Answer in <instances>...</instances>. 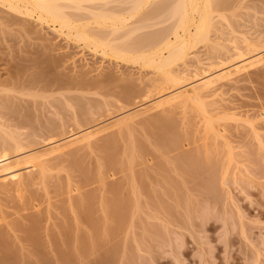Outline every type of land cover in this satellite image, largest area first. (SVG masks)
Masks as SVG:
<instances>
[{"label": "rangeland", "instance_id": "rangeland-1", "mask_svg": "<svg viewBox=\"0 0 264 264\" xmlns=\"http://www.w3.org/2000/svg\"><path fill=\"white\" fill-rule=\"evenodd\" d=\"M119 1L106 7H99L106 3L103 0L84 2V9L68 7L66 11L74 15L75 10V16L87 21L90 10L108 7L117 11L128 3ZM165 1L162 3L166 6L154 11L149 19L146 10L151 11L157 5L155 1L147 5L145 16L141 13L129 18V26L122 27L119 35L115 33L114 37L122 39L116 42H139L141 46L171 28L175 19L168 18L170 3ZM220 2L209 33L211 40L220 42L212 47L216 44L200 41L192 47L187 59L192 69L201 61L212 66L199 64L203 66L198 70L210 67L212 72H219L236 60L235 45L245 56L258 54L246 47L250 40L259 42V52L264 51V0ZM35 19L0 5V125L4 124L0 128L6 131L2 133L12 132L15 138H22L25 145L16 153L14 148L12 157L49 149L71 132L107 125L205 74L184 71L186 77L181 84L163 85L153 67L104 56L91 45L69 40L52 25ZM131 29H135L133 33ZM93 30L109 32L103 27ZM150 37L152 41H148ZM144 46L147 48V44ZM206 93L200 105L170 108L172 115L170 111L166 115L168 110L166 114L164 110L151 111L131 123L132 131L123 128V134L115 126L99 133L89 147H65L48 160L46 182L39 179L21 192L11 187V191L3 190L0 230L5 240L0 241V264H26L25 259L42 264L40 257L56 259V244L48 234L67 219L76 223L80 216L70 200L88 193L97 197L89 207H93L94 217L103 228L97 233L93 227H81L77 234L89 238V248L66 262L50 264H264V63ZM78 107L86 110L82 109V116ZM249 118L254 126L245 122ZM147 119L158 126L173 123L170 126L182 134L179 147L162 145L160 137L156 138L160 128L151 126L153 122L149 126ZM207 119L214 122L213 126L206 124ZM128 136L129 140L140 139L144 146L134 153L131 163L125 155L132 145H127L131 142H127ZM111 142L114 146L109 147ZM110 154L116 155L117 161L108 168L106 157ZM183 154H193L198 162L188 169L179 160ZM74 158L80 160V166L73 163ZM80 167L90 170L91 177L85 179L88 172L83 173ZM173 180L179 187L171 184ZM115 183L121 184L118 195L112 188ZM117 199H122L119 202L125 206L120 219L109 214ZM30 213L43 218L37 246L27 239L22 226ZM18 222L21 226L16 225ZM73 240L64 242L62 249L78 248ZM6 252L17 253L18 259Z\"/></svg>", "mask_w": 264, "mask_h": 264}, {"label": "bare ground", "instance_id": "bare-ground-1", "mask_svg": "<svg viewBox=\"0 0 264 264\" xmlns=\"http://www.w3.org/2000/svg\"><path fill=\"white\" fill-rule=\"evenodd\" d=\"M91 1H95V0H0V5H2L3 8L7 7L8 11L10 9L13 12H17V14L21 13V15L23 16L25 15L26 17L29 16L30 18L32 17V19L36 18L37 21L38 20L40 21V22L38 21L40 24L45 23L46 25L47 24L52 25L53 27L52 26L51 27L54 28L56 32L59 31L60 33H62L65 36V38L67 37L69 38V40L70 38H74V40L76 39L77 41L81 40L83 41V43L91 45L95 50H100L104 56L112 57L114 59L116 58V60L121 59V61L125 60V62H128V61L129 62L132 61V63L133 61L137 63L140 62L142 63L141 65H144L145 67L146 65L147 67L151 66V69L153 67V69H155L154 71L157 70L158 71L157 73H160L158 75L162 77V81H164L163 85H165V83L167 84L168 82L169 83L172 82V85L181 84L184 78L186 77V74L184 71H191V72L194 71V74L197 71H205V74L202 77L195 80L194 82L185 84L182 89H178V91H175L163 97L160 100L153 101L147 106L140 107L134 110L133 112H131L130 114L125 115L121 118H118L117 120H114L113 122L107 125L98 126V127L89 129L85 132H79V131L71 132L69 135L64 136L61 140L56 141V143L50 146L49 149H46L43 151H37L32 154H27V155L25 154L24 156L12 157L11 154L13 150H15L14 148H16L17 151L13 153L18 152L19 147L22 148L23 146L24 148L25 146L23 144L24 141L21 142L23 139L19 137L20 138L19 140L18 136L17 138H15L16 135L14 137V134L12 132L11 133L7 132V134L4 132L2 133V131H5V129L3 130V128H0L1 130L0 133H2L0 134V139L3 138V136L5 135L11 134L7 138H5L6 137L5 136L4 139H2L0 142V193L3 190L7 191L8 189H10V187L13 190L15 189L14 191L21 192L23 191L24 188H28L29 186L35 184V181L39 179L40 181L42 180L41 183L46 182L45 180L48 177L47 172L49 173V170H50V165L49 167L47 165L48 162L52 160L51 158L53 155L55 156L57 152L61 151L62 149H65V147L69 148V146L75 145L72 147H76L77 149V146H79V144L80 146L78 150H80V147L82 149L83 146L89 147L91 144H93L95 137L99 133L107 129L113 128L115 126H118V128H120L119 130L126 128L132 131L133 129L131 130L132 128L131 123L134 122L135 119H138V117L144 114H147L151 111L153 112L155 110H159V111L164 110L165 112L168 110L167 114L165 112V114L168 115L169 111H170L169 114H171V112L173 114L174 111H172L171 109H174V107H186L191 103L193 104L199 103L200 105V102L203 101L205 94H207L206 92L216 89L219 84L223 82L232 81L236 77L243 75L244 73H248V71H250L251 68H254L257 65L264 63V51L261 50L263 51L261 53V51L259 52L258 50V48L260 47V43L251 42V40L247 41L245 38L244 40L247 41L246 47L248 48V50L258 51L257 52L258 54L251 55V56H245L242 53V50L240 49V47L235 45L234 50L236 51V54H237V56L235 57L236 60H233L232 62H229L228 64H226V66L223 67L219 72H216V73L212 72V68L210 67L208 68L205 67L206 69H203V70L202 68H200L201 70H198L199 67L203 66L199 64H204L206 66V64H208L207 62L202 63L201 61H198L197 65L199 67L198 68L197 66L195 67L197 70L192 69L191 66H189V64L187 63V59L190 57L189 56L191 53L190 49H193L192 47L196 46L198 42L207 41V42H212V44L215 43L216 45L213 44L212 47H216L220 42L216 40L214 41L211 40L209 36V33L211 31V26H212L213 12L215 11L217 5L221 3L220 0H174V1L173 0L172 1L163 0V2L165 1L166 3H170L168 4V8L170 9V11L169 9H167V13L170 14L168 18L169 19L174 18L175 20L173 19L174 20L173 26L167 29L166 32L164 31L162 34L159 32L160 33L159 37L154 38V41H152L153 39L151 40V37H150L148 41H152V42L150 43L144 42L145 44L144 43L143 44L144 45L147 44V48L143 44L139 46L140 45L139 42H135V43L131 42V44L130 43L127 44V42H124V39H123L124 43L116 42V41H122V39H119L118 38L119 36H115L118 38L117 40V38H115L114 35H116L118 31H121L120 29H122V27L124 28L126 26H129L127 24L128 23L127 21L129 18L134 17V16L136 17V15H140L141 13H144V16H145L144 10L147 9L146 8L148 7L147 5H151L150 3L151 2L153 3L155 1L154 3L155 5L156 4L157 5L152 7L153 9H151V11L146 10L147 13L148 12L151 13V14L148 13V15H146V18L148 17L149 19L150 18L149 15H152V13H155L154 11L159 10L160 7L162 8L163 6L164 7L166 6L164 5L165 3H162V0H160L161 2H159V4L156 3L157 2L156 0H133L132 2H130L131 0L130 1L123 0L124 2H128L127 5L130 3L128 6L124 5L123 7L124 10L129 7L127 10H125V12H122L123 8L122 9L120 8V9H117V11H114L112 10L113 6L112 7L110 6L112 9H108L107 7L106 9L103 8V9H100L99 11L90 10L89 13L91 14V17H89L87 21H82L81 18L75 16V13L77 12V11L75 12V10L73 13L74 15H72L71 12L70 13L67 12L69 11L68 7H72V8L74 7L76 9H84L83 3L91 2ZM112 1L115 2L118 0H112ZM112 1L110 2L112 3ZM103 2H106V3L103 4L101 2L102 5L100 4L101 6L99 7H102V6L106 7V5L110 3L107 0H103ZM121 2L119 1L117 3L121 4ZM79 16L82 17L81 14H79ZM86 18H88V16ZM96 27L97 28L103 27L105 28V30L109 29V32L108 31L107 32L94 31L93 29ZM131 30L130 32L133 33L135 29H133L132 31ZM131 33H129V36L131 35ZM117 35H119V33ZM111 36H113V38H111ZM258 41H261V40H258ZM208 65L212 66V64H208ZM180 66H182L181 67L182 69L180 68ZM184 68L185 70H183ZM196 75H199V74L197 73ZM4 100L2 104L5 103ZM75 104L77 105L78 101ZM79 105L83 106L80 103ZM79 108L80 107H78V110H82V109L85 110L84 107L81 109ZM84 110H82L79 113L80 116H82L83 114L82 112ZM78 116L79 115L77 114L76 117L78 118ZM235 118H236V115H235ZM86 120H84V122ZM207 120L209 121L210 119H207ZM207 120H206V124L213 126L214 122H211V121L208 122ZM251 120L249 118V120L247 121L245 120V122L251 123L252 126H254L255 122ZM145 121L146 122L150 121L149 126L151 125L150 123L152 122L154 123V125H151V126L157 125L155 124L154 121H151V119L149 120L147 119ZM163 124H167V123L162 122V126H158V125L156 126L158 129L160 128L161 131L160 130L159 131L161 132V134L159 131H157L158 129H155V127L153 128L158 132L156 135V138L159 140V137H160V141H161L160 143L162 145H166L168 147L173 146V149H174V146L176 148L179 147L180 140H181L180 137L182 135V134H179V131H178L179 129L175 130V128H172V126L170 125H172L173 123L172 124L168 123L169 125L168 124L163 125ZM3 125H0V127H2ZM213 128L214 127H212L211 129ZM126 131L127 133L129 132L128 130H125V134H126ZM120 132L124 134L123 130H121ZM131 133H132L131 135L134 136L133 132ZM9 137H10V140H8ZM130 137L128 136L127 142H130V141L131 142L134 141V142L127 143V145H131V144L132 145L130 147L128 146L129 150L126 145V149L129 152H127L128 154L126 153L125 155L129 156L128 158L131 160L129 161L127 156L124 157L125 160L129 161V163H131V161L133 162L132 160L133 155L137 153L138 149L140 151L144 149V146L142 145L143 143H141L143 141H140V139L138 140L137 138L138 142L140 141L139 142L140 145H139L136 140H133V138L135 137L129 140ZM160 143L158 142V145H161ZM110 146H114V143L111 142L109 147ZM166 146L164 147L166 148ZM169 149H172V148H169ZM106 159L108 163L107 164L108 168H111L113 165L116 164V161H117L116 155L110 154L106 157ZM207 159H208V163L209 162L211 163V160H209L210 158H207ZM179 160L185 162L188 169L194 166V163L196 164V162H198L193 154H186V155L183 154L182 156L179 157ZM74 161L76 162L75 158L73 159V163L76 164L80 160L77 159L76 163ZM176 161H177L176 163L179 162L178 160ZM76 165L80 166L81 164L79 162ZM101 167L99 169L102 170L104 166L102 168ZM80 168L82 169L83 173H86V171L88 170V169L85 170V167H80ZM202 168H203V165H202ZM90 175H89V172L88 174L86 173L85 179L91 177ZM133 177H134L133 179H136L135 175ZM140 177L141 178H139V180L142 179V175ZM170 182L173 186L175 185V187L178 184V183L176 184L174 180ZM119 184L120 183L118 184L115 183V185L112 186L114 195H118V193L121 190V184L120 185ZM11 189L9 191H11ZM179 189L180 188H178L177 190ZM73 190L76 191V190H79V188L73 189ZM180 193H177V194H180ZM92 194L93 193L81 194L79 198L73 199V200L71 198L70 200L71 206L73 207V209L74 208L77 209L73 211L78 212L80 217L77 219L76 223H73L72 221L68 219L66 221H63V223H61V225L58 226V228L55 231H52L48 234V237L53 238L56 244V251L58 253V257L56 259H50V258L47 259L46 257L44 258L40 257L38 258V260L42 264L55 263L56 261L66 262L73 255L80 253V252H84L85 250L89 248V240H88L89 238L84 233H82L81 235L77 234L78 231H80L81 227L82 228L93 227L94 230H96L97 233H99L101 229L103 228V226L101 228V225L97 217H94L93 207L90 208L94 203L93 200L97 201L96 195H95L96 197L95 199V197H93L94 194L93 195ZM180 195L176 196V198L179 199L177 201L181 200ZM122 199L121 200L117 199L118 202L116 203H115L116 201L115 200L113 202L112 207L110 206L111 210L109 211V214L114 217L116 216L118 219L122 217L123 210L125 208V206L119 202V201H123ZM91 200H92V203H87L88 201L91 202ZM139 202L136 203L137 206L138 204L140 205ZM89 205L91 206L89 207ZM84 207H87V209H85ZM26 221H27L26 225H22L24 227L23 230L27 232V239L31 241L35 246H37L40 243L38 232H39L41 225L43 224L42 222L43 218L39 214L30 213L26 217ZM120 223H123V222H118L117 224H120ZM16 225L21 226V223L18 222L16 223ZM117 226L118 225H115V227H112V229H115ZM97 233H96V236H97ZM4 238H5L4 233L3 231L0 230V241L5 240ZM71 240L75 241L76 244L78 242L79 247L78 248L68 247L67 249H62L61 246L64 244V242L69 243ZM73 249L76 251H73ZM7 253L11 254L10 252H6V254ZM16 254L13 255V252H12L11 258L13 255L14 257L16 256V259H18ZM7 257L5 255V258ZM16 259L14 258L13 260L16 261ZM23 262H25L26 264H33V261H30L27 259H25V261Z\"/></svg>", "mask_w": 264, "mask_h": 264}]
</instances>
